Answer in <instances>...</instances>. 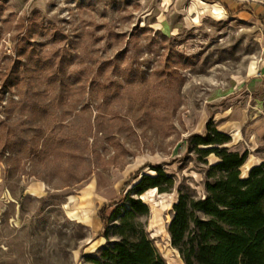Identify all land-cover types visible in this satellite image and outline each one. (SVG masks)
<instances>
[{
    "label": "rangeland",
    "instance_id": "obj_1",
    "mask_svg": "<svg viewBox=\"0 0 264 264\" xmlns=\"http://www.w3.org/2000/svg\"><path fill=\"white\" fill-rule=\"evenodd\" d=\"M208 122L242 178L264 161V0H0V264H95L99 209L145 165L174 187L141 222L183 264L167 228L204 195L216 159L186 140Z\"/></svg>",
    "mask_w": 264,
    "mask_h": 264
},
{
    "label": "trees",
    "instance_id": "obj_2",
    "mask_svg": "<svg viewBox=\"0 0 264 264\" xmlns=\"http://www.w3.org/2000/svg\"><path fill=\"white\" fill-rule=\"evenodd\" d=\"M7 78L6 88L11 89L17 75L11 70ZM8 138L7 133L4 148L9 147ZM229 142L230 137L211 122L203 134L186 140L187 151L196 154L197 160L207 164V158L213 156L216 161L208 167L204 195L195 199L179 191L172 206L167 233L183 264H264V161L242 178L240 168L247 155L229 152ZM162 167L140 168L125 182L121 198L99 209V237L106 243L93 263L165 264L141 222L149 207L140 198L151 190L171 192L174 177Z\"/></svg>",
    "mask_w": 264,
    "mask_h": 264
},
{
    "label": "crops",
    "instance_id": "obj_3",
    "mask_svg": "<svg viewBox=\"0 0 264 264\" xmlns=\"http://www.w3.org/2000/svg\"><path fill=\"white\" fill-rule=\"evenodd\" d=\"M1 197H0V200H2L3 199V197H2V195H0Z\"/></svg>",
    "mask_w": 264,
    "mask_h": 264
}]
</instances>
